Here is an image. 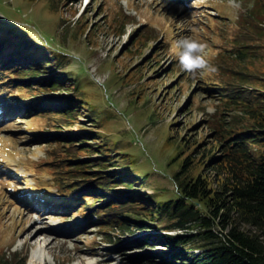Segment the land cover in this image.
<instances>
[{
	"label": "rangeland",
	"instance_id": "obj_1",
	"mask_svg": "<svg viewBox=\"0 0 264 264\" xmlns=\"http://www.w3.org/2000/svg\"><path fill=\"white\" fill-rule=\"evenodd\" d=\"M59 1L0 0V25L12 28L16 23L15 30L22 33L21 39L10 37L1 62L17 59L22 43L33 41L36 46L29 53L39 60L47 50L53 51L49 57L54 72L69 79L65 83L70 88L63 93L80 101L70 125L48 124L52 115L43 109L21 114L18 103L26 102L22 97L27 92L7 84L13 71L0 72V256L25 257L26 264L36 243L25 244L31 233L24 230L40 226L39 240L52 242L42 253L45 264H137L130 260L153 259L167 253L155 235L169 222L144 219L145 228L129 224L132 232L122 234L97 226V218L88 220L79 209L68 211L76 201L61 193L65 166L59 160L67 154L55 141L94 132L84 136L83 147L72 154L77 163L94 165L98 158L115 163V168H92L85 175L111 177L126 171L139 182L131 189L115 188L117 202L129 196L158 206L176 201L174 177L186 163L190 164L184 178L202 175L215 187L216 171L206 165L218 154L212 121L222 104L219 95L203 87L231 77L216 72L193 77L181 67L174 44L185 38L206 44V58L215 67L222 48H230V38L224 40L222 33L231 36L239 30L236 20L254 0ZM120 12L126 17L121 26ZM257 55L261 56L241 70L257 79L253 87L263 90L264 50ZM52 74L32 79L33 88L48 82ZM68 171L67 176L79 174ZM143 243L147 246L140 248Z\"/></svg>",
	"mask_w": 264,
	"mask_h": 264
},
{
	"label": "trees",
	"instance_id": "obj_2",
	"mask_svg": "<svg viewBox=\"0 0 264 264\" xmlns=\"http://www.w3.org/2000/svg\"><path fill=\"white\" fill-rule=\"evenodd\" d=\"M58 2L60 3L59 0ZM217 10L222 12L221 9ZM120 16L121 26L126 17L122 12ZM221 19L226 20L225 17ZM263 21L264 0H254L237 18L239 30L231 36H227V32L221 35L224 40L230 38V48L224 46L218 54L216 73L218 76L228 75L231 80L226 79L221 84L211 81L203 87L208 94L219 95L222 104L215 111L217 119L212 121V140L216 144L218 154L206 165L214 167L216 171L215 187L202 175L184 178L183 172L190 164L186 163L174 177L179 193L176 201H167L158 206L153 200L141 202L143 197L129 196L128 199L117 202V197L112 194L115 188L122 186L131 189L140 185L139 182L126 171L124 175L113 174L111 177L96 176L94 173L85 175L83 173L92 168H115V163H105L107 161L100 158L93 162L94 165L77 163L78 159L72 154L83 147L81 144L84 143V136H93L94 132L59 138L63 139L61 143L59 139L55 141V144L63 146L62 150L67 154L65 158L58 159L59 164L65 166V173L59 182L66 192L62 190L61 193L76 201L70 202L68 211L79 209L86 219L97 218V226H109L118 229L122 234L132 232L129 224L138 229L145 228L144 219L169 222V225L163 227V233L155 235V240L167 249V253H158L153 259L142 256L131 259L130 262L264 264V88L261 90L253 87L254 80L257 79L241 70L246 63H251L261 56L257 55L260 49L264 50ZM15 24L11 23L12 28L0 25V30L4 33L0 37V54L10 44V37L21 36V31L14 28ZM22 44L23 51L15 52L17 59L10 58L11 61L5 62L0 60V72L13 71L10 73V79H7V84L27 92V95L22 97L26 102L22 105L18 103L20 109L22 108L21 114H35L39 109H43L52 115L48 124L70 125L71 122L68 121L73 120V112L80 101L77 102L67 91L63 93L70 88L65 83L69 80L68 75L62 74V78L61 74L54 72L57 69L53 59L49 57L54 54L53 51L46 49L48 54H45L44 59L38 60L29 53V50L36 46L34 42L26 40ZM36 50L40 51L39 48ZM234 67L238 69L234 70ZM46 73L53 74L50 80L44 81L36 91L29 79ZM249 84L250 86H247ZM44 92L46 95H40ZM55 92L58 94L55 95ZM231 112L234 114L228 115ZM55 149L58 148L53 150ZM71 169L75 174H79L67 176L66 172L70 174L71 171L68 170ZM145 246L147 243L140 245V248ZM195 250L199 253H195ZM182 255L185 257L179 258ZM24 258L14 254H2L0 264H24Z\"/></svg>",
	"mask_w": 264,
	"mask_h": 264
},
{
	"label": "clouds",
	"instance_id": "obj_3",
	"mask_svg": "<svg viewBox=\"0 0 264 264\" xmlns=\"http://www.w3.org/2000/svg\"><path fill=\"white\" fill-rule=\"evenodd\" d=\"M207 45L197 40L185 38L175 42L174 52L184 71L195 77L201 72H216L206 58Z\"/></svg>",
	"mask_w": 264,
	"mask_h": 264
},
{
	"label": "bare ground",
	"instance_id": "obj_4",
	"mask_svg": "<svg viewBox=\"0 0 264 264\" xmlns=\"http://www.w3.org/2000/svg\"><path fill=\"white\" fill-rule=\"evenodd\" d=\"M39 227H33V226L30 227L29 226L26 230H24V233H27V232L31 233L30 234L31 236L28 238L27 241H25V244H28L31 241H33L34 244L36 243L35 247L30 252V255L28 257L26 264H45V262H43V259H44L43 254H42L43 250L51 249V246H52L51 241H46L43 239L39 240V233H40ZM49 229H50V231H52L51 228H49ZM53 230H54V232H57V233L61 232V228H55Z\"/></svg>",
	"mask_w": 264,
	"mask_h": 264
}]
</instances>
